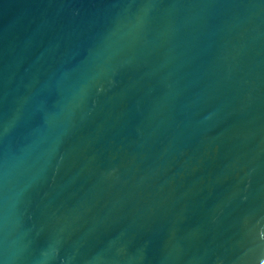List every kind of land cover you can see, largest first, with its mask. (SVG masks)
Returning a JSON list of instances; mask_svg holds the SVG:
<instances>
[{"label":"water","instance_id":"95a60500","mask_svg":"<svg viewBox=\"0 0 264 264\" xmlns=\"http://www.w3.org/2000/svg\"><path fill=\"white\" fill-rule=\"evenodd\" d=\"M0 264H264V0H0Z\"/></svg>","mask_w":264,"mask_h":264}]
</instances>
